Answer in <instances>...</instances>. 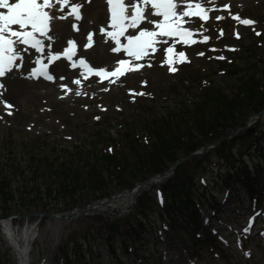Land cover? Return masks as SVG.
<instances>
[{"label":"rangeland","instance_id":"374dc122","mask_svg":"<svg viewBox=\"0 0 264 264\" xmlns=\"http://www.w3.org/2000/svg\"><path fill=\"white\" fill-rule=\"evenodd\" d=\"M224 5L229 6L227 10ZM208 8L209 20L195 17L194 22L188 23L191 30L198 32L194 37L198 42L177 49L172 65L177 69L174 73L165 63V49L171 46L167 45L140 61L144 67L139 72L129 73L115 84L105 82L99 92L91 96L84 93V99L78 103L52 108L47 115L38 113L39 117H34L35 113L13 116L0 112V176H6V185H12L6 194L0 192V207L6 199L9 206L22 211L10 218L20 239L24 229L30 231V264H264V110L259 116L250 115L245 129L224 140L228 141L226 148L220 151L215 149L218 145L208 148L202 155L191 158L200 160L187 164L178 177H173L175 169L166 180L152 183L137 196L132 207L125 206L123 210L129 211L123 215L118 216L116 210L109 208L104 213L82 214L70 220L25 215L30 208L32 212H42L35 207L45 203H50L49 207L55 203L58 209L51 211L71 212L70 216L77 207L65 209L62 197L54 199L45 192L46 183L55 189L58 180L64 177L61 166L52 165V160L60 162L57 151L52 154L54 149L79 148L82 150H77V156H80L94 146L120 148L123 141L119 139L127 129L135 138L138 134L147 135L144 120L163 115L182 102L190 105L198 102L202 89L213 85L222 87L231 97L239 95V104L233 108L245 113L254 109L255 98L249 100L235 85L250 71L255 70L256 76H261L264 0H225L208 3ZM217 16L223 19L218 21ZM235 16L252 18L256 23L246 27ZM257 32L261 35L257 36ZM203 35L210 39L199 42ZM179 52L185 53L188 62H175L179 60ZM220 56L225 59H217ZM40 153L48 156V164L42 162L44 157L39 158L42 161L36 159L35 164L41 168L37 175L30 164L33 155L38 158ZM224 153L229 154L233 163L247 166L250 190L248 185L236 182L232 173L229 177L225 172L226 163L221 157ZM80 159L85 164V159ZM15 167L18 172L13 170ZM98 168L101 178L106 180L98 189L110 195L125 190L119 189L117 183V177L124 172L108 165ZM227 176L232 183L225 181ZM170 179L176 186L174 196L164 189ZM20 183L22 197L19 191L10 190ZM37 183H43L44 190H38ZM187 186L195 193L192 201L196 209L185 210L190 221L183 215L177 217L174 210L186 202L190 205L184 197ZM77 189L84 191L80 186ZM102 198L105 197L86 203ZM250 219L252 228L245 232ZM0 264H19L17 251L6 240L1 224Z\"/></svg>","mask_w":264,"mask_h":264},{"label":"trees","instance_id":"16d2710c","mask_svg":"<svg viewBox=\"0 0 264 264\" xmlns=\"http://www.w3.org/2000/svg\"><path fill=\"white\" fill-rule=\"evenodd\" d=\"M260 70V77L256 76L257 72L253 70L235 85L238 89L242 90L243 96L249 100L255 98L253 103L254 109L249 113H245L243 110L236 109L235 107L233 108L234 105L239 104L238 94H234L231 97L224 92L222 87L213 85L210 88L202 89L198 102L191 105L182 102L176 108L167 109L163 115L144 120L147 135L138 134L135 138L133 132L127 129V132L125 131L122 135L124 138L121 136L119 139L123 141L120 148L110 146V148L102 149L94 146L89 151L81 152L80 156H77V150H82L79 148L71 151H67V149H54L52 154L57 151L56 157L60 158V162H56V159L52 160L54 161L52 165L61 166L64 177L58 180L59 185L55 189H52V186L46 183L45 192L49 196L52 195L54 199L62 197L65 204L64 208L71 209L91 199L110 195V192L98 189V187L106 183V180L101 178L103 175H100L101 169L98 168L100 166L103 168V166L108 165L124 172V174L121 173L123 176L117 177L119 189L130 188L136 182L143 181L153 173L166 170L180 156L196 150L211 140L219 138L228 128L244 125L250 115L263 112L264 67H261ZM227 143L228 141H223L215 149L220 151L222 148L227 147ZM44 155V153H40L38 158L36 154L33 155L30 167L37 175L40 174L37 170L41 168L35 164V160L37 159L38 162L39 158L44 157ZM80 157L85 159V164ZM221 157L225 160L227 170L225 172H228L229 177L233 174L236 182H241L244 186L248 185L250 178L247 166L241 162L237 164L233 163L228 153H224ZM44 158H46L45 161H40L48 164V156ZM198 160L200 159L188 160L178 164L173 177H178L181 171L184 173L187 164ZM14 169L18 172L17 167ZM185 175L190 177L189 174L185 173ZM193 178L190 177V180H193ZM171 181V179L166 181L167 185L164 186V189L168 192L172 191L173 194L171 195L174 196L176 194V186ZM225 181L230 182L228 176ZM25 185L27 184L25 183ZM37 185H40V188H37L38 190H44L41 189L43 183H37ZM11 186L6 185V176H0V192L6 194V190ZM22 186L20 183L14 189H11V187L10 190L19 191V196L22 197L20 191ZM77 186H80L82 189L84 188V191L78 190ZM246 187L250 190L251 184ZM89 188L92 191H89ZM186 189L187 194L184 197L185 200L190 201V205L186 202L183 206L179 205L176 207L174 210L177 211V217L183 215L186 218L187 209L194 208L192 198L195 193L189 189V186ZM3 201L4 205L0 207V215L5 217L9 214H22V211L17 207L9 206L6 199H3ZM49 204L45 203L42 207L35 208L40 209V211L58 209L55 203H52V207H49ZM32 210L30 208L26 212ZM186 219L190 221V219Z\"/></svg>","mask_w":264,"mask_h":264},{"label":"snow or ice","instance_id":"6c2138e0","mask_svg":"<svg viewBox=\"0 0 264 264\" xmlns=\"http://www.w3.org/2000/svg\"><path fill=\"white\" fill-rule=\"evenodd\" d=\"M90 3L91 0H88ZM108 4L110 21L108 27L111 31H107L104 27H101L100 32L102 35L110 37L115 43V47L111 49L113 53H120L123 51L128 57L135 61H140L149 55V50L156 52V45L158 43H168V39L161 40L160 38H175L179 37L180 40L185 45L195 44L198 41L192 39L194 32L188 28L183 27L185 23H192L191 17H198L201 21H207L209 19L208 10L201 3L197 2L195 4L188 2L186 7L188 10H182L184 5L179 3V0H128V4L131 6L130 15L127 14V7L125 0H106ZM209 3H215V0H209ZM60 5L59 11L63 13L66 6L69 5V0H15V2L10 3V0H0V9L6 11H0V79L4 78L6 74L11 73L14 69L20 70L25 63V56L28 53L29 48L35 50V53H40L43 55L45 48L47 47V57L48 64L59 60L61 57L58 54H54L51 51V46L53 42V37L49 36L48 33L51 31V21L53 19L65 20L68 17L65 15L54 16L51 15L46 9L55 10V5ZM147 12L145 11L146 6H149ZM81 5L71 4L69 15H71L75 21H80L83 17L81 14ZM228 5H224L223 9L227 10ZM194 9V10H193ZM152 10H155L154 12ZM162 17L163 19L154 23L151 17ZM185 18H189L185 20ZM235 20H239L240 24L249 26L254 25L256 22L251 19H241L239 16L233 17ZM216 19L219 21L223 17L217 16ZM142 22H147L149 24L154 23L153 30H147L143 27H139ZM12 25L19 26V30H13ZM73 30L78 31V26L76 23L72 25ZM129 29H138V34H128L125 33ZM202 35V33H201ZM220 35H223L221 30ZM257 36L261 35L259 32L256 33ZM43 37L47 39L48 43L45 45ZM120 37H124L127 41L122 44ZM236 38L239 39V34H236ZM88 44L85 48L92 47L94 44L93 34L89 33ZM210 37L203 35L202 40L199 42H207ZM107 42V41H106ZM69 47L64 50V57L69 61H72L75 48V42L72 40L68 41ZM17 45L25 46L18 48ZM215 51V49H211ZM234 51L235 49H231ZM168 54L165 63L169 65L170 72H176L177 69L172 67L173 60V47H167L165 49ZM203 55V53H199ZM179 60L175 62L184 63L188 62L187 57L184 52L178 53ZM217 59H225V57L220 56ZM19 61V63H16ZM33 63L39 65V67L32 68L26 79H36L38 77H43L47 81H55V77L47 71L48 65L42 63L41 57H37ZM80 66L83 69L82 76L86 80L89 75H95L101 78V80L109 79V83L115 84L116 81L124 76L125 73H131L138 71L144 67L141 63H132L125 59H120L118 61V66L113 71H107L104 68L93 69L89 64L83 59H79L72 63V67L76 68ZM149 67L151 65H148ZM64 79V77H61ZM76 84H80V80L77 79L73 81ZM4 85L0 83V89ZM65 88V85L61 86ZM107 91V89H104ZM70 91V89H69ZM144 93H138V95H143ZM2 95V93H0ZM76 95H81V92L77 91ZM4 103L6 109H11L14 106L8 104L6 101H0ZM7 115H12L11 111L6 113ZM97 119H99L97 117ZM163 202V201H161ZM252 228V220L250 219L248 228L245 232H249ZM264 235V234H262ZM245 255H249L246 253Z\"/></svg>","mask_w":264,"mask_h":264},{"label":"bare ground","instance_id":"6f19581e","mask_svg":"<svg viewBox=\"0 0 264 264\" xmlns=\"http://www.w3.org/2000/svg\"><path fill=\"white\" fill-rule=\"evenodd\" d=\"M11 1L12 0H10V2ZM184 1L185 0H179V3L182 4ZM71 4L81 5L82 7L80 11L83 13V18L78 22L76 21L79 30L74 32L70 29V23L73 20L72 16L69 15ZM69 5L70 7L66 15L68 18L65 20L55 19L56 21L54 23L53 35V43L55 47H59L63 40L69 35L78 40H82L87 38L86 35H84L87 30H93L94 44L91 49L86 50L82 48V52L86 53L93 62H98L99 64L96 66H110L119 58L122 51L120 53H113L110 50V45L112 44L111 39L102 35L100 32L101 27L105 28L107 25V23H105L106 8L103 0H91L90 3L87 0H73L69 2ZM56 7H58V4L55 5V8ZM0 11L5 10L0 9ZM57 14H61L59 9L53 10V15L56 16ZM156 19L159 21V17H156ZM187 19L189 18H185V20ZM142 27L144 28L145 26L143 25ZM183 27L189 29L188 23H185ZM153 29L154 24L147 30ZM193 32V37L198 36V32ZM160 39L163 40L168 38ZM162 44L164 43H158L156 45V49ZM17 47L20 48L21 46L18 45ZM36 55L39 56L40 54L35 53V50L29 48L28 53L25 56V63L23 67L18 71H12L9 76H5L0 79V83L4 85V87L0 89V93H2V95H0V101H6L8 104L14 106L11 109H6L4 103L0 102V112L3 115H5L8 111H11L13 116H17L18 114L33 116V113H35L34 117H39V114H41V116L47 115L48 112L52 111V108L58 109L63 107L64 104L68 107L72 105V102H80L84 99V93H88L87 95L91 96L93 93L99 92L98 89L102 84L100 85V79H96L94 76H89L86 80L81 76L82 80L80 84L73 82L77 79V76H79L81 72L79 68H73L70 66L69 61L66 58H60L53 63V69L57 71L60 76V79L58 80V82H60L59 84L58 82L50 83L40 79H26L25 77L27 76L26 73L28 72V65L30 64V61L36 57ZM61 77H64V79H61ZM61 83L66 87L62 88ZM77 91L81 92V95L77 96ZM42 108L44 109L41 111ZM130 197L131 193L123 194L121 197L117 198L115 203L118 207L124 209L125 206L129 205ZM113 206L114 204H112L109 209ZM11 223L12 220L9 219L0 220L5 238L17 251L19 264H30L28 259L29 243L31 241L30 231L28 228L27 230L24 229L22 231V239H20Z\"/></svg>","mask_w":264,"mask_h":264},{"label":"water","instance_id":"95a60500","mask_svg":"<svg viewBox=\"0 0 264 264\" xmlns=\"http://www.w3.org/2000/svg\"><path fill=\"white\" fill-rule=\"evenodd\" d=\"M257 115L259 116L260 113H257ZM247 124L248 123L244 124L243 126L237 125L235 127H231L229 129H227V131L221 137L216 139L215 141H213L209 144L203 145L200 148H198L194 151H191L190 153H187V154L180 156L170 165V167L168 169H166L160 173L152 174L151 176L147 177L145 180L137 182L131 188L125 189L119 193H114L108 197L97 200L96 202L86 203V204H83L81 206L75 207L72 210L73 214L71 216H70L71 212L57 213V212H53V211L28 212L25 215H40V216H47V217L57 219V220H64V219L70 220V219H75L82 214L89 215V214L94 213V212H103L104 213V211L107 210L109 207H111L112 204H114V206L110 209L116 210L118 212V216L123 215L124 213L129 211V209L123 210V209H121V207H118L115 203L117 198L121 197L123 194L131 193L129 206L132 207L133 204L136 202L137 196L142 191L146 190L152 183H154L158 180H166L169 176H171L174 173L176 166L178 164L183 163L187 160H190L191 158L202 155L205 151H207L208 148L215 147V146L219 145L222 141L231 138V136L233 134L237 133L241 129H245L247 127ZM10 217H11V215L6 217V219H9ZM0 219H2L1 216H0Z\"/></svg>","mask_w":264,"mask_h":264}]
</instances>
